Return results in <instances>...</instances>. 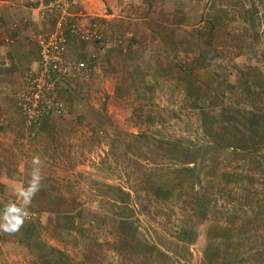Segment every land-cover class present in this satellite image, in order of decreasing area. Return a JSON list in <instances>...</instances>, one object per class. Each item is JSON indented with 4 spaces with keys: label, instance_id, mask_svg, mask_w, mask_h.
<instances>
[{
    "label": "rangeland",
    "instance_id": "obj_1",
    "mask_svg": "<svg viewBox=\"0 0 264 264\" xmlns=\"http://www.w3.org/2000/svg\"><path fill=\"white\" fill-rule=\"evenodd\" d=\"M0 264H264V0H0Z\"/></svg>",
    "mask_w": 264,
    "mask_h": 264
},
{
    "label": "clouds",
    "instance_id": "obj_2",
    "mask_svg": "<svg viewBox=\"0 0 264 264\" xmlns=\"http://www.w3.org/2000/svg\"><path fill=\"white\" fill-rule=\"evenodd\" d=\"M33 168L31 179L27 187H18L15 189L18 199L21 201L20 205L16 203H9L4 207L5 215L0 219V231L5 233L17 232L24 223L27 216L26 208L31 204L32 198L40 190V159L38 156L33 157Z\"/></svg>",
    "mask_w": 264,
    "mask_h": 264
}]
</instances>
